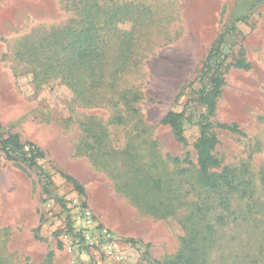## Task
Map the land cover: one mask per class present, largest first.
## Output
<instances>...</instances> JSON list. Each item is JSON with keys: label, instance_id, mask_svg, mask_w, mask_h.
Listing matches in <instances>:
<instances>
[{"label": "rangeland", "instance_id": "1", "mask_svg": "<svg viewBox=\"0 0 264 264\" xmlns=\"http://www.w3.org/2000/svg\"><path fill=\"white\" fill-rule=\"evenodd\" d=\"M232 22L216 110L194 108L219 139L211 172L226 184L212 189L201 127L185 122L178 141L161 118ZM80 32L95 37L91 84L71 47ZM0 132L41 150L52 180L48 195L0 151V264H70L69 224L86 207L122 255L92 264H264V0H0Z\"/></svg>", "mask_w": 264, "mask_h": 264}, {"label": "trees", "instance_id": "2", "mask_svg": "<svg viewBox=\"0 0 264 264\" xmlns=\"http://www.w3.org/2000/svg\"><path fill=\"white\" fill-rule=\"evenodd\" d=\"M245 19L244 16L238 17L235 21H242ZM234 21V22H235ZM232 22L229 26H225L222 31L215 35L214 40L210 44L206 55L202 61L201 68L199 70V75L195 81L194 85L189 84L190 87L187 98L180 110H168L161 118V122L170 127L172 135L178 140H184V123L195 125L198 124L201 127V133L196 144V158L198 169L200 172V183L204 186L210 187L212 189L218 188V186L224 185L226 183L218 182V178L222 175L214 174L211 172L212 168L218 167L221 164L219 158H217L213 150L218 144L219 139L215 132L209 131L211 123L209 121L202 122L201 120H196L194 116V108L196 105H202L206 108L207 114L211 115L216 110L217 98L222 92L223 79L220 75L221 68L226 59V54L224 53L225 46L233 45L234 41H226L228 37L234 35L236 30L235 23ZM93 38L91 34H84L80 32L79 37L73 39L71 47L76 48L77 54L75 57V62L79 65L86 66L90 68L88 75L82 77L84 73L79 75V81L82 78L89 80L91 84V56L94 47ZM101 53L97 54V56ZM237 65L245 66L242 62L237 63ZM86 81V80H84ZM207 116H205L206 118ZM216 127L220 129H225L231 133L238 134L240 136H245L244 131L236 123H217ZM25 144L20 141L19 135L16 133L3 135L0 132V151L4 154L5 158L18 162L25 165L30 170L36 172L38 178L43 183L42 187L46 194L52 195L49 185L52 184L50 176L43 171L38 163V159L43 157V152L37 148H34L31 143L28 144V149L25 150ZM228 169H225V171ZM229 184V182H227ZM59 202L60 200L57 199ZM70 229H72L71 223L69 224Z\"/></svg>", "mask_w": 264, "mask_h": 264}, {"label": "built area", "instance_id": "3", "mask_svg": "<svg viewBox=\"0 0 264 264\" xmlns=\"http://www.w3.org/2000/svg\"><path fill=\"white\" fill-rule=\"evenodd\" d=\"M65 245L70 264H92V257L121 260L117 237L99 223L89 207L81 208L73 218L72 234Z\"/></svg>", "mask_w": 264, "mask_h": 264}, {"label": "crops", "instance_id": "4", "mask_svg": "<svg viewBox=\"0 0 264 264\" xmlns=\"http://www.w3.org/2000/svg\"><path fill=\"white\" fill-rule=\"evenodd\" d=\"M3 170H4V169L0 168V175H1V177L4 176V175L2 176V174H4V173H3V172H4ZM3 179H4V183H5L7 180H5L6 178H3ZM13 182H15V181H13ZM18 187H19V186H18ZM12 190H13L14 192H18L19 194L21 193V188H20V187H19V189H18L17 187H16V188L13 187Z\"/></svg>", "mask_w": 264, "mask_h": 264}]
</instances>
